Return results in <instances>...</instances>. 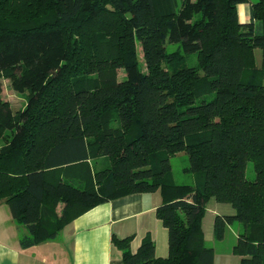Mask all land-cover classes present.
I'll return each mask as SVG.
<instances>
[{"label": "trees", "instance_id": "obj_1", "mask_svg": "<svg viewBox=\"0 0 264 264\" xmlns=\"http://www.w3.org/2000/svg\"><path fill=\"white\" fill-rule=\"evenodd\" d=\"M247 1L0 0V76L26 98L13 111L0 85V203L25 228L22 247L97 204L159 191L167 255L150 233L135 251L132 235L112 234L122 264H214L202 229L210 198L235 208L214 216L215 237L242 222L238 264H264V0L241 22ZM168 37L182 48L167 51ZM189 52L198 67L180 66ZM181 150L194 184L173 181Z\"/></svg>", "mask_w": 264, "mask_h": 264}, {"label": "crops", "instance_id": "obj_2", "mask_svg": "<svg viewBox=\"0 0 264 264\" xmlns=\"http://www.w3.org/2000/svg\"><path fill=\"white\" fill-rule=\"evenodd\" d=\"M250 1L237 4L241 22L250 20ZM159 191L137 192L95 205L74 218L52 240L22 247L25 228L15 222L6 203H0V264H122L121 250L111 235H132L135 251L150 233L156 256L168 253V231L156 216Z\"/></svg>", "mask_w": 264, "mask_h": 264}, {"label": "rangeland", "instance_id": "obj_3", "mask_svg": "<svg viewBox=\"0 0 264 264\" xmlns=\"http://www.w3.org/2000/svg\"><path fill=\"white\" fill-rule=\"evenodd\" d=\"M180 1V0H179ZM255 2L256 0H249ZM165 47L167 51L181 49L180 41H172L169 37L166 39ZM137 56L139 64L143 65L142 49L140 43H137ZM255 56L258 64L261 59V49L255 48ZM180 66L183 67H198V61L196 52H189ZM201 72V71H200ZM117 77L119 80L126 78L124 68L120 67L117 69ZM1 85V98L7 101L12 110L16 111L22 108L26 102L25 94L15 91L11 86L10 78L0 76ZM213 93L197 97L195 102L198 103L201 99H210ZM4 141V135L0 136V145ZM172 177L173 181L177 184H194L195 177L190 171H185L184 168L188 166V157L184 150L178 151L170 157ZM245 177L249 180L255 178V170L251 160H247L244 168ZM1 203H4L3 201ZM58 211L61 210V204L58 205ZM235 208L227 202H219L214 198H210L206 202V210L202 219V229L205 239V243L211 246L214 250V264H238L240 261V255L232 252V247L236 242L237 235L243 231V223L240 221H234L228 225L225 229L222 238H216L213 232V219L216 214H234ZM23 227V226H22Z\"/></svg>", "mask_w": 264, "mask_h": 264}]
</instances>
